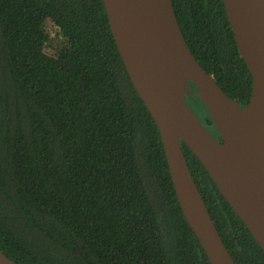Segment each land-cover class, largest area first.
<instances>
[{
  "label": "trees",
  "instance_id": "1",
  "mask_svg": "<svg viewBox=\"0 0 264 264\" xmlns=\"http://www.w3.org/2000/svg\"><path fill=\"white\" fill-rule=\"evenodd\" d=\"M200 65L242 107L253 80L222 0H172ZM195 93L186 96L220 137ZM235 264L264 251L182 142ZM0 252L16 264H211L103 0H0Z\"/></svg>",
  "mask_w": 264,
  "mask_h": 264
},
{
  "label": "water",
  "instance_id": "2",
  "mask_svg": "<svg viewBox=\"0 0 264 264\" xmlns=\"http://www.w3.org/2000/svg\"><path fill=\"white\" fill-rule=\"evenodd\" d=\"M129 77L160 132L175 192L211 264H235L185 158L182 142L264 251V0H222L253 80L244 107L219 87L191 52L172 0H103ZM222 141L200 121L195 93ZM0 264H16L0 252Z\"/></svg>",
  "mask_w": 264,
  "mask_h": 264
},
{
  "label": "flooded vegetation",
  "instance_id": "3",
  "mask_svg": "<svg viewBox=\"0 0 264 264\" xmlns=\"http://www.w3.org/2000/svg\"><path fill=\"white\" fill-rule=\"evenodd\" d=\"M218 140L222 141L221 137H218Z\"/></svg>",
  "mask_w": 264,
  "mask_h": 264
}]
</instances>
